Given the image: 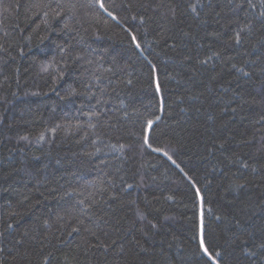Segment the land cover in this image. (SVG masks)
I'll return each instance as SVG.
<instances>
[{
  "label": "trees",
  "instance_id": "obj_1",
  "mask_svg": "<svg viewBox=\"0 0 264 264\" xmlns=\"http://www.w3.org/2000/svg\"><path fill=\"white\" fill-rule=\"evenodd\" d=\"M0 264H264V0H0Z\"/></svg>",
  "mask_w": 264,
  "mask_h": 264
},
{
  "label": "snow or ice",
  "instance_id": "obj_2",
  "mask_svg": "<svg viewBox=\"0 0 264 264\" xmlns=\"http://www.w3.org/2000/svg\"><path fill=\"white\" fill-rule=\"evenodd\" d=\"M201 243L203 244V240L201 241ZM204 251L207 253L208 252V249L207 248H204Z\"/></svg>",
  "mask_w": 264,
  "mask_h": 264
}]
</instances>
